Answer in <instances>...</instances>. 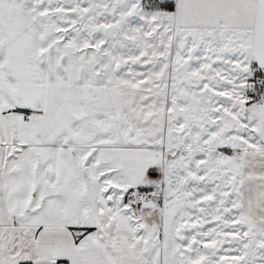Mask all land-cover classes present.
I'll use <instances>...</instances> for the list:
<instances>
[{"label": "snow or ice", "instance_id": "snow-or-ice-1", "mask_svg": "<svg viewBox=\"0 0 264 264\" xmlns=\"http://www.w3.org/2000/svg\"><path fill=\"white\" fill-rule=\"evenodd\" d=\"M0 264H264V0H0Z\"/></svg>", "mask_w": 264, "mask_h": 264}]
</instances>
